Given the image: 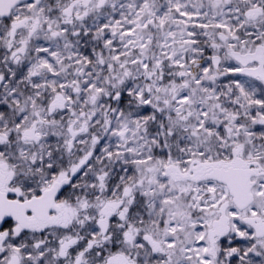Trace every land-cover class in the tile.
<instances>
[{"label":"snow or ice","instance_id":"1","mask_svg":"<svg viewBox=\"0 0 264 264\" xmlns=\"http://www.w3.org/2000/svg\"><path fill=\"white\" fill-rule=\"evenodd\" d=\"M0 264H264V0H0Z\"/></svg>","mask_w":264,"mask_h":264}]
</instances>
